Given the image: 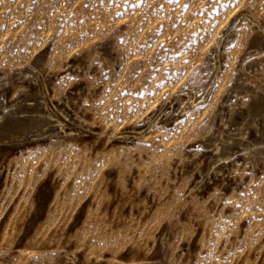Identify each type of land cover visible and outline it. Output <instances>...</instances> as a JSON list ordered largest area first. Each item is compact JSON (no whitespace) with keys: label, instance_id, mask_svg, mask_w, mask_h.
<instances>
[{"label":"rangeland","instance_id":"374dc122","mask_svg":"<svg viewBox=\"0 0 264 264\" xmlns=\"http://www.w3.org/2000/svg\"><path fill=\"white\" fill-rule=\"evenodd\" d=\"M0 264H264V0H0Z\"/></svg>","mask_w":264,"mask_h":264}]
</instances>
